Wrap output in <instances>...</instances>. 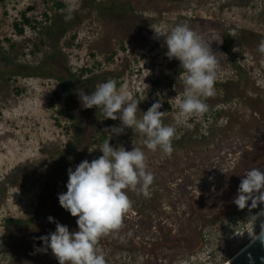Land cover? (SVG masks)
Returning a JSON list of instances; mask_svg holds the SVG:
<instances>
[{
	"label": "rangeland",
	"instance_id": "rangeland-1",
	"mask_svg": "<svg viewBox=\"0 0 264 264\" xmlns=\"http://www.w3.org/2000/svg\"><path fill=\"white\" fill-rule=\"evenodd\" d=\"M74 3L58 40L44 30L52 0H0V187L8 189L0 190V264H58L50 249L36 251L39 238L56 230L49 217L78 231L58 195L68 169L102 156L105 139L114 149L140 147L154 175L148 197L127 192L133 207L120 232L100 240L106 264H224L264 222L249 220L264 204L249 212L251 201L244 210L233 203L246 171H264V0ZM23 13L41 25L19 35ZM184 23L218 60L209 111L191 118L179 110L184 69L154 32ZM109 79L138 104L137 118L161 103L163 123L176 129L170 157L147 150L130 128L109 136L104 130L121 122L81 107L79 94ZM8 221L14 237L4 242Z\"/></svg>",
	"mask_w": 264,
	"mask_h": 264
},
{
	"label": "clouds",
	"instance_id": "clouds-1",
	"mask_svg": "<svg viewBox=\"0 0 264 264\" xmlns=\"http://www.w3.org/2000/svg\"><path fill=\"white\" fill-rule=\"evenodd\" d=\"M74 9V0H69L65 20L73 18ZM154 32L157 38H164L167 58L178 60L184 69L180 114L191 118L207 113L209 105L205 101L214 96L218 77L216 53L187 23L176 25L168 34ZM258 51L264 54V40L260 41ZM79 99L82 108L95 107L103 119L121 122V126L104 130L109 136L124 134L125 129L130 128L139 133L147 150L160 151L165 157L172 155L176 129L163 123L165 112L160 111L161 103H153L142 118H137L138 104L129 99L126 91L118 89L117 82L112 79L99 84L91 94H79ZM98 149L102 156L91 162L82 161L75 170L68 169L67 192L58 195L60 206L78 218V231L70 232L67 226L49 217V222L56 224V230L39 238L44 247L36 251L46 253L50 249L58 264H106L99 243L102 238L117 234L123 228L124 218L133 207L127 192L144 197L150 195L154 175L148 171L147 156L140 147L133 146L131 151L123 146L114 149L110 140L105 139ZM249 201V212L264 204V171L259 168L246 171L233 203L239 210H244ZM261 217H264V209L249 220L255 225ZM260 228L259 237L255 234L254 239L264 243V222Z\"/></svg>",
	"mask_w": 264,
	"mask_h": 264
},
{
	"label": "trees",
	"instance_id": "trees-1",
	"mask_svg": "<svg viewBox=\"0 0 264 264\" xmlns=\"http://www.w3.org/2000/svg\"><path fill=\"white\" fill-rule=\"evenodd\" d=\"M55 4V13L52 16H48L47 14H44V17L46 18V23L44 30L45 33L52 38L55 37L56 39H60L62 36H64L67 33V23L68 20H65V15H66V6L62 2L58 0H52ZM22 21L21 22H16L14 24V27L19 35H23L25 27H29L32 30H37V26L41 25V23L31 20L30 18L27 17L25 13L22 14L21 16ZM223 40L226 42H229L225 36H223ZM25 74L30 75V76H37L38 72L36 69H31L27 68L25 70ZM120 87V84L117 83V88ZM71 110V108L69 109ZM110 122V121H109ZM0 190L3 192V195L5 196L8 192L7 186L0 187ZM17 222V221H14ZM12 222V223H14ZM20 223V221H18ZM9 221L5 223V236H4V242L7 240L11 239L13 236V228L15 225L11 226ZM12 227V228H11Z\"/></svg>",
	"mask_w": 264,
	"mask_h": 264
},
{
	"label": "water",
	"instance_id": "water-1",
	"mask_svg": "<svg viewBox=\"0 0 264 264\" xmlns=\"http://www.w3.org/2000/svg\"><path fill=\"white\" fill-rule=\"evenodd\" d=\"M226 264H264V243H261L258 238L253 239L247 247Z\"/></svg>",
	"mask_w": 264,
	"mask_h": 264
},
{
	"label": "bare ground",
	"instance_id": "bare-ground-1",
	"mask_svg": "<svg viewBox=\"0 0 264 264\" xmlns=\"http://www.w3.org/2000/svg\"><path fill=\"white\" fill-rule=\"evenodd\" d=\"M258 234H259V233H258ZM258 234H256V236H258ZM254 238H255V236L253 237V239H254ZM253 239H252V240H253ZM247 246H248V245L244 246V248L247 247ZM244 248H242L240 251H242ZM240 251H239V252H240ZM239 252H238V253H239ZM238 253H237V254H238ZM237 254H236V255H237ZM236 255H234V257H235ZM232 258H233V257H232ZM232 258H230V259H229L228 261H226L224 264L228 263Z\"/></svg>",
	"mask_w": 264,
	"mask_h": 264
}]
</instances>
